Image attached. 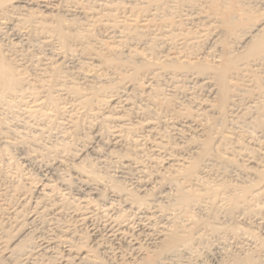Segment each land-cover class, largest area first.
<instances>
[{
  "label": "bare ground",
  "instance_id": "1",
  "mask_svg": "<svg viewBox=\"0 0 264 264\" xmlns=\"http://www.w3.org/2000/svg\"><path fill=\"white\" fill-rule=\"evenodd\" d=\"M2 101L30 120L58 114L66 133L88 129L142 186L178 182L177 211L191 200L264 209V0H0ZM87 144L50 148L77 194L74 178L9 168L0 148V264H264V239L243 226L251 240H211L217 225L188 207L171 217L146 187L101 197L108 174L82 165ZM220 159L249 179L225 175Z\"/></svg>",
  "mask_w": 264,
  "mask_h": 264
},
{
  "label": "rangeland",
  "instance_id": "2",
  "mask_svg": "<svg viewBox=\"0 0 264 264\" xmlns=\"http://www.w3.org/2000/svg\"><path fill=\"white\" fill-rule=\"evenodd\" d=\"M4 103H5V105H7L6 104V102L4 101H2V102H0V105L2 106H0V137H1V133H2V131H5V132H3V134L4 135H6V136H10L11 135V137H14V138H19V136L22 138V139H25V137H26V139H25V141H29V140H31V138L32 137H34V139L32 138V141H35L34 142V144H33V146L32 147H30L31 145H32V141L28 144L27 142H25L24 140H21V138L20 139H17V140H10V139H7V138H0V140L2 139V140H4V141H8L9 143H3V141H0V143L2 142V145L0 144V148H2L1 150H3L4 151V153H7L8 154V156H10V157H8V159H9V165H7L9 168H11V167H13L14 166V168L15 167H17V168H19V169H21V171L22 172H25L26 174L28 173V174H31L32 176H37V178H39V176H40V178H42V180H44L43 179V177H45L44 176V173L46 174V177L48 178H50V180L52 179V180H56V182L55 183H65V184H71V183H69V181H71L73 178V181H71L72 183H73V186H71V185H67V186H65V187H63L62 189H65V188H69V186H71L70 187V189H72L73 190V193H74V189H75V187L76 186H78L79 184H77L78 182H76L75 181V174L74 173H72L73 175H71L70 173H68V172H66V171H62L61 169V171L63 172V174H62V172H59L60 170H59V168H57L56 166H53V162H52V160L50 159V157L52 158L53 157V153H52V150H53V145H55V148H54V151L53 152H57V151H59V149L60 148H62V149H65V150H67V149H69V150H67V151H70V150H72V151H70V152H73V153H70V152H68L69 153V155H72V154H76L77 152H79V151H81V148H83V147H86V144H87V141L88 142H93V143H90V146L92 147L94 144V147H92V150H88L87 152L88 153H86L85 151H84V154H82V157L83 156H85V157H83V163H82V165H87L88 166V162L91 164H89L90 165V167H91V171H93L92 173H94V172H96V174H97V176H98V174H99V177H101V179L103 178L102 176H104L105 174H108V175H111V176H109V178H110V183H106V181L105 180H109V179H106V177L108 178V175H106V176H104V180H102V181H104L103 182V184H102V187H101V191L103 190V194H101V197H104V196H106V194L105 193H107L108 192V190L107 189H111V188H114L115 186V188H117V187H120V189H122V188H124V189H126V188H129L128 190L129 191H131V190H133V191H135L136 190V187H138L137 189L138 190H144V189H147L149 192H150V194H149V192H148V194L149 195H151L152 194V196L151 197H156L157 195L159 196V198H158V196L156 197V198H154V200H156L157 199V203L160 205V207L162 206L163 207V205H161V203L162 204H164V206L166 205V204H169V205H166V206H168V207H165L166 209H168V210H171V211H169V213L171 214V217H172V215L173 216H175L176 218H178V216H179V218H178V220H180L181 218H182V220H184L183 218L184 217H182V216H180V215H182L183 213V211L185 212H187V210H188V214L189 215H192L193 213V215L191 216L192 218H195L196 219V217H198L197 218V220H194V221H196V223H198L197 221H199L202 225H203V227H204V225H207V224H209V226H210V223L209 222H211V224L213 223V224H215V225H220L221 224V226H219L220 228H218L217 226H214V228H217V229H213V231H215L214 232V234L213 235H215V237H211L210 239L212 240V239H216L217 237H219L218 235H220V237L221 238H223V235H224V238H226V239H229V240H238L239 239V241L240 240H251V237H249L250 235L252 236V234H251V232L253 233V231L255 232V234L256 235H258V237H256L257 239H264V209L262 210L261 208L259 209V207H257L256 205H254L253 203H251V202H247L248 204L246 205V202L243 204H241V206L242 207H240V205L239 204H233L232 206H231V204L232 203H227L226 205H224V204H222L223 205V207H222V205H220V204H218V205H220V208H219V206L218 205H213L212 203H210V202H208L207 200V203L210 205H208L207 203H203V202H205L204 200H199L198 202L196 201V200H191L189 203H191V204H185V208L186 207H188L187 208V210H185V208H184V210L183 211H181L180 209V211L178 210H176L177 209V207H178V201H179V196H180V194L177 192V189L179 188V186H177V184H178V182L176 183V185H175V183L174 182H171V181H167V180H165V181H163V180H157V184H159V185H157L156 184V180L155 181H153V182H155V183H153V182H151V180H149L150 181V183H149V187H151V189L149 190V188H148V186H142L141 184H143V181H147V179L145 178L144 179V177H142L141 175H139L136 171V173H134V172H132V173H130V170L131 171H134L133 169H130L129 168V170H128V168L126 167V169H125V167H123V168H121L122 166V163H120V161L118 160V158H119V156H121V155H118V154H122V153H120L121 151H119V149H115V151L114 150H112V148L110 147L109 149H108V146L106 145V142L104 143V139L102 140L103 142H97V141H99L98 139H96V141H94L93 139H92V136H91V134L89 135V134H87V132H88V129H83V128H81V130H80V127H79V129H77V130H79V131H77V130H75L76 132H74L73 130V132L71 131V134L68 132V133H66L65 132V130H62V129H64L63 128V125H62V122L63 121H61V119H59V115L58 114H53V116L52 115H50V117L53 119L54 118V121H57L58 119H59V123H56V122H54V121H52V119H51V121H49L48 119L46 120V119H43V118H33L32 120H30V119H26V115H23L22 114V112L21 111H23V110H21L19 107V105H16V104H8L7 106H5L4 105ZM15 105H16V107H15ZM4 106V107H3ZM15 107V108H12V107ZM19 106V107H18ZM9 107V108H8ZM11 107V108H10ZM7 108V109H6ZM20 111V113H18V111ZM54 113V112H53ZM19 117H18V116ZM24 117H23V116ZM57 115V116H56ZM154 115V114H153ZM20 116H21V118H20ZM56 116V117H55ZM56 118V119H55ZM26 121H25V120ZM37 119V120H36ZM45 120V121H44ZM37 121V122H36ZM27 124H26V123ZM32 122V123H31ZM41 122V123H40ZM61 122V123H60ZM40 123V124H39ZM55 123V124H54ZM25 124V125H24ZM28 124H30V125H32L33 124V126L34 127H32V126H30V125H28ZM36 124V125H35ZM51 126H50V125ZM56 124L58 125V127L56 126ZM42 125H43V127H42ZM48 125V128L46 127ZM36 126V127H35ZM60 126V127H59ZM30 127V128H29ZM45 127V128H44ZM42 128V129H41ZM62 128V129H61ZM61 131V132H60ZM10 132H11V134H10ZM17 132H18V134H17ZM64 133V134H59V133ZM2 134V135H3ZM15 134H17V135H15ZM21 134V135H20ZM66 134V135H65ZM72 136H70V135ZM87 134V135H86ZM14 135V136H13ZM64 135V136H63ZM70 136V139H69V136ZM66 136H68V137H66ZM89 136V138H87ZM91 137V138H90ZM30 138V139H29ZM36 138H37V140H36ZM6 139V140H5ZM40 140V142H42L43 144L45 143V144H47V146L44 144H42V143H40L39 142V140ZM20 140V141H19ZM12 141H14V142H12ZM65 142V144H64V142ZM18 142V143H17ZM66 142H67V144H66ZM11 143H14V144H11ZM23 143V144H22ZM25 143H27V144H25ZM85 143V144H84ZM99 143V144H98ZM101 143V144H100ZM8 144V145H7ZM25 144V145H24ZM49 144V145H48ZM51 144V145H50ZM53 144V145H52ZM58 144V145H57ZM60 144H62V145H60ZM92 144V145H91ZM4 145H5V147H4ZM34 145H37V146H39V147H41L42 145V148H40V150L42 149V151L40 152L41 153V155H40V153H37V154H35V152L33 151V147H34ZM63 145H66L67 147V149L64 147H61V146H63ZM97 145H103V147L105 148V150H104V148L102 147V146H100V148H99V146H97ZM3 146V147H2ZM25 146V147H24ZM46 146V147H45ZM52 146V147H51ZM58 146H60V147H58ZM87 146H89V143L87 144ZM89 146V147H90ZM97 146V147H96ZM27 147V148H26ZM29 147V148H28ZM59 149H58V148ZM5 148V149H4ZM45 148V149H44ZM47 148H49V150H46ZM50 148H52V150L50 149ZM98 149L99 148V150L101 149V151H95V149ZM56 149V150H55ZM58 149V150H57ZM76 149H77V151H76ZM84 149V148H83ZM82 149V150H83ZM6 150V151H5ZM27 150V151H26ZM39 150V151H40ZM44 150V151H43ZM47 152H46V151ZM51 150V151H50ZM94 150V151H93ZM110 150V151H109ZM119 152H118V151ZM32 151V152H31ZM48 151H50V153H48ZM60 151H61V149H60ZM66 151V152H67ZM93 151V152H92ZM102 151H104V152H102ZM107 151V152H106ZM34 152V153H33ZM47 154L46 156H45V153ZM83 151H81L79 154H81ZM95 152V153H94ZM96 152H99V153H96ZM106 152V153H105ZM109 152V153H108ZM114 154H113V153ZM117 152V155H115V153ZM28 153V154H27ZM33 153V154H32ZM43 153V154H42ZM92 153V154H91ZM12 154V155H11ZM35 154V155H34ZM101 154H102V156H105V155H107V156H105V157H101ZM110 154H113L114 155V157H112V156H110ZM43 155V156H42ZM48 155H49V157H48ZM88 155H89V157H88ZM35 156V157H34ZM38 156V157H37ZM40 156V157H39ZM42 156V157H41ZM45 156V157H44ZM110 156V157H109ZM118 156V157H117ZM88 157V158H87ZM108 157L109 158H111V159H108ZM117 157V158H116ZM47 158V159H46ZM85 158V159H84ZM12 159V160H11ZM45 159V161H43V160ZM104 159V160H103ZM115 159V160H114ZM16 160V161H15ZM30 160V161H29ZM87 161V162H85V161ZM114 161V162H112V161ZM119 162H118V161ZM46 161H48L47 163H46ZM51 161V162H50ZM98 161V162H97ZM106 161V162H105ZM109 161V162H108ZM220 161H223V159H220V160H218V161H216V162H213V164L214 165H216V163H217V168H219L220 169V167L223 169L222 171H223V173L225 172V175H229V176H232V178H239V175H240V178H242L243 176V174H244V176L245 177H247L246 176V174H245V172H243L244 170L243 169H241L240 170V168L239 167H237L236 166V169H235V167H233V166H235L234 164H233V166H232V163L230 162V164H229V162L228 163H226L225 161H223V162H220ZM10 162H12L11 163V165H10ZM45 162V163H44ZM108 162V163H107ZM224 162L226 163V164H224ZM51 163V164H50ZM113 163V164H112ZM114 163H116V165L114 164ZM120 163V164H119ZM223 163V164H222ZM17 166H16V165ZM47 165V167L46 166H44V165ZM48 164H50V165H48ZM110 164V165H109ZM120 165V166H117V165ZM113 165V166H112ZM222 165V166H221ZM232 167H231V166ZM51 166H53L52 168H51ZM220 166V167H219ZM27 167V168H26ZM51 169H50V168ZM56 167V168H55ZM89 167V168H90ZM118 167H120L119 169H118ZM54 168V169H53ZM239 170H238V169ZM46 169H47V171H46ZM55 169H57V171L55 172ZM123 169V170H122ZM231 170V171H230ZM233 170V171H232ZM243 170V171H242ZM42 172V173H41ZM129 172V173H128ZM235 172H237L238 174V176L236 177V174H235ZM241 172V173H240ZM65 173H67L66 175V177H64L65 176ZM233 173V174H232ZM243 173V174H242ZM35 174V175H34ZM59 175V180H58V178H56V177H58V175ZM61 174V175H60ZM69 174V175H68ZM95 174V173H94ZM95 174V175H96ZM104 174V175H103ZM128 174V175H127ZM242 174V175H241ZM63 175V176H62ZM73 176V177H71V176ZM100 175H102V176H100ZM133 175V176H132ZM138 177H137V176ZM234 175V176H233ZM248 175V174H247ZM70 178H69V177ZM249 176V175H248ZM64 177V178H63ZM141 177L144 179H141ZM245 177H243V179L245 178ZM253 176H251V178H252ZM48 178V179H49ZM68 178V179H67ZM135 178H136V180L139 178L140 180H143L142 182L139 180H137L138 182H139V184H138V182L137 181H135ZM239 178V179H240ZM248 178V177H247ZM62 179H64V180H66V182L65 181H62ZM71 179V180H70ZM115 179V180H114ZM117 179V180H116ZM249 179V178H248ZM51 180V181H52ZM59 182H58V181ZM61 180V181H60ZM67 180H69V181H67ZM77 180V179H76ZM126 180V181H125ZM160 181H162V182H160ZM113 182V187H112V185H108V184H111ZM115 182V183H114ZM127 182V183H126ZM136 182V183H135ZM165 182H168V184L169 185H166V183L164 184ZM74 183H75V185H74ZM106 183V184H105ZM130 185H129V184ZM133 183H135V185H133L134 187H131L130 188V186H132L131 184H133ZM161 183V184H160ZM171 183H174V184H171ZM105 184V185H104ZM114 184H115V186H114ZM127 184V185H126ZM138 184V185H137ZM154 186V188L151 186ZM154 184V185H153ZM164 184V185H163ZM171 184V185H170ZM118 185V186H117ZM121 185V186H120ZM141 187H140V186ZM162 185V186H161ZM104 186H107V187H105L104 188ZM110 186V187H109ZM122 186H124V187H122ZM129 186V187H128ZM161 186V187H160ZM170 187V188H168V187ZM175 186H176V188H175ZM79 187V186H78ZM78 187H76V188H78ZM109 187V188H108ZM126 187V188H125ZM143 187H146V188H144L143 189ZM178 187V188H177ZM68 188H67V190H65L66 192H68ZM74 188V189H73ZM104 188V189H103ZM107 188V189H106ZM84 189V188H83ZM152 189H154L156 192H157V189H158V194L157 193H154L155 191L153 190L152 191ZM168 189V190H167ZM171 189V190H170ZM173 189H175V191H176V193H178V194H176L175 192H174V190ZM105 190V191H104ZM163 190V191H162ZM169 190L171 191V192H169ZM132 191V192H133ZM178 191H179V189H178ZM95 192V191H94ZM105 192V193H104ZM151 192H153V193H151ZM74 194H77V192L75 191V193ZM155 194V195H154ZM170 194V195H169ZM154 195V196H153ZM176 195V196H175ZM94 196V195H93ZM167 196V197H166ZM171 196H173V197H171ZM178 196V197H177ZM76 197H78V195L76 196ZM107 197V196H106ZM161 197V198H160ZM175 197V198H174ZM176 197H177V200H175L176 199ZM96 198H100V196L99 197H96ZM163 198L165 199V200H163ZM171 198H173V199H171ZM161 199V201H159ZM170 199V200H169ZM173 200V201H172ZM159 201V202H158ZM166 201V202H165ZM168 201V202H167ZM201 201V202H200ZM164 202V203H163ZM172 204V205H170V203ZM172 202H176L175 204H176V209H175V207H174V203H172ZM250 203H251V205H250ZM174 204V205H173ZM193 204V206H191ZM229 204V205H228ZM212 205H213V207H212ZM228 205V206H227ZM236 205H238V207H236ZM171 206V207H170ZM173 206V207H172ZM191 206V207H190ZM216 206H218V208H215ZM225 206V207H224ZM233 206H235V207H233ZM244 206H245V208H244ZM249 206L250 207H252V208H249ZM257 207V208H255V207ZM169 207L170 208H172V209H169ZM189 207H190V209H189ZM227 207V208H226ZM230 207V208H229ZM173 208L176 210H173ZM182 208V209H183ZM226 208V209H225ZM232 208V209H231ZM234 208V209H233ZM253 208H255V209H253ZM257 209V210H256ZM173 210V211H172ZM259 210V211H258ZM175 211V212H174ZM192 213H190V212ZM185 212V213H186ZM263 212V213H262ZM173 213V214H172ZM179 213H181L180 215H179ZM193 216H196V217H193ZM215 221V222H214ZM207 222V223H206ZM199 223V225L202 227V225ZM218 223V224H217ZM220 223V224H219ZM213 224L210 226V227H213ZM236 226H235V225ZM225 226V228L226 229H224L223 227ZM238 227V228H235V227ZM243 226V229L242 230H244L245 232H246V229H247V232H246V234L247 235H249V236H247L246 234H245V232H243L242 230H240L239 229V227L241 228ZM202 227V228H203ZM227 227H229V228H227ZM230 227H232V228H230ZM233 227L235 228V230H237V229H239V230H237V231H235V230H233ZM251 229H250V228ZM222 228L224 229V230H222ZM244 228H246V229H244ZM221 229V231H219ZM228 229V230H227ZM249 229H250V234H248V232H249ZM217 230L219 231V233L217 232ZM227 232H226V231ZM241 233H240V232ZM218 234H217V233ZM222 232V233H221ZM230 232V234H227V233H229ZM232 232V233H231ZM236 232H237V234H236ZM261 232V233H260ZM263 232V233H262ZM224 233V234H223ZM239 233H240V235H239ZM245 235H244V234ZM233 234V235H232ZM234 234L236 235V236H234ZM263 234V235H262ZM226 235V236H225ZM231 235H232V237H231ZM227 236H229V237H231V238H227ZM234 236V237H233ZM241 236V237H240ZM247 236V237H246ZM253 236H254V233H253ZM259 236H261V238H259ZM249 237V239H247ZM255 241V240H254ZM256 244H257V242H256Z\"/></svg>",
  "mask_w": 264,
  "mask_h": 264
}]
</instances>
